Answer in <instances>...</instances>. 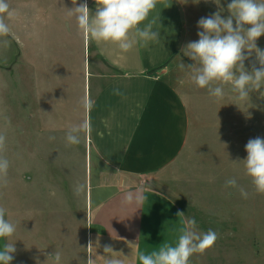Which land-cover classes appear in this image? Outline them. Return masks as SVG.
I'll return each instance as SVG.
<instances>
[{"label":"crops","instance_id":"1","mask_svg":"<svg viewBox=\"0 0 264 264\" xmlns=\"http://www.w3.org/2000/svg\"><path fill=\"white\" fill-rule=\"evenodd\" d=\"M92 3L94 13L96 0ZM73 6L72 0H23L20 10L12 4V16L6 18L13 32L9 44L16 42L20 49V64L14 56L7 78L12 84L20 81L22 142L28 154L42 160L39 184L51 188L48 198L39 189L36 197L15 198V187L28 193L33 179L21 172L12 184L7 219L9 212L20 211L21 221L6 238L17 249L11 264H55L50 256L55 252L61 253L60 264H86L89 254L103 264L105 246L123 264H139V253L174 245L187 218L160 175L182 152L189 133L186 107L165 77L166 62L182 39L181 11L175 0H158L139 27L155 20L159 40L138 42L124 52L116 43L80 32L68 15ZM85 98L92 102L89 109ZM82 122L89 130L81 133L79 144L69 145L67 130ZM79 147L89 159L88 179L82 198L69 203L55 171L69 174L71 168L57 163L56 156L68 149L78 154ZM126 180L134 184L126 186ZM128 193L145 199L126 204ZM63 211L74 237L62 236ZM90 242L99 247L89 248Z\"/></svg>","mask_w":264,"mask_h":264},{"label":"rangeland","instance_id":"2","mask_svg":"<svg viewBox=\"0 0 264 264\" xmlns=\"http://www.w3.org/2000/svg\"><path fill=\"white\" fill-rule=\"evenodd\" d=\"M22 1L9 0V3L11 8L14 4L20 10ZM175 1L182 15L183 34L176 53L165 65V77L183 100L189 118V133L182 152L160 175L187 218H195L201 232L213 229L219 234L214 246L202 254H193L189 264H264V194L256 192L242 161L247 157L245 145L248 140L264 138V95H261L264 87L250 92L248 98L240 99L232 91V85L226 84L224 97L216 99L209 95L206 88L196 86L188 71H180L178 64L181 60L193 62L183 54L182 49L188 42L199 39L197 33L202 29L197 27L198 20L210 16L221 6L224 8L222 17L228 16L227 4L231 0H220V5L215 0ZM82 2L84 0H77L78 5ZM87 4L91 9L92 0H87ZM4 39L9 41L11 37H2L0 41ZM256 43L264 50V34ZM14 56H19L20 64V49L16 42L12 45L10 41L7 47L0 43V133L7 136L5 154L11 162L9 184L0 187V207L4 208H7L8 198L13 195L12 184L21 172L33 179V185L27 189L28 193L24 189V194L22 188L16 186L15 198H26V195L36 197L37 189L42 198H48L51 189L39 184L43 179V172H37L42 161L40 156L28 154L27 145L22 142L19 129L23 108L20 81L12 84L7 78V67ZM252 63L259 67L254 53L250 60L245 61L249 71ZM8 76L11 77L10 74ZM79 150L80 153L74 154L68 149L56 156L57 163L71 168L69 174L55 171L61 178L63 198L69 203H73L76 196L82 198V187L88 179L89 159L85 156L84 147H79ZM47 157L49 162L50 156ZM44 175L48 181V172ZM229 178H235L238 185L249 193L247 199L240 195L237 188L225 187ZM125 184L134 183L126 180ZM64 214L65 211L61 223L62 236L74 237L76 233L70 216ZM8 219L18 223L21 212H9ZM5 243L6 238H0V248Z\"/></svg>","mask_w":264,"mask_h":264},{"label":"clouds","instance_id":"3","mask_svg":"<svg viewBox=\"0 0 264 264\" xmlns=\"http://www.w3.org/2000/svg\"><path fill=\"white\" fill-rule=\"evenodd\" d=\"M73 7L68 15L74 17L80 32L86 37L96 40L116 43L119 48L127 52L138 42L158 41L159 31H154L155 20L150 21L143 28L139 27L149 13L156 7L158 0H96V10L93 13L87 0L77 5L72 0ZM220 5V0H215ZM224 8L208 17H201L197 22L199 39L188 42L182 49L183 54L193 61L178 64L180 71H188L191 81L199 88H206L211 97L222 99L225 95L224 85L231 84L232 91L240 99L249 97L250 92L264 87V50L257 46V39L264 34V0H231L227 4L230 13L222 17ZM12 16L9 0H0V38L13 36L12 28L6 22V17ZM235 22V23H234ZM250 25V27H246ZM14 38V37H13ZM5 47L9 41H0ZM255 54L259 67L252 63L249 71L245 61ZM120 94L119 90H115ZM264 95V93H261ZM86 109L91 108L92 102L85 98ZM89 130L88 122L71 126L66 133V142L69 145L80 143L82 132ZM50 136L49 140H54ZM247 157L243 159L246 174L251 177V183L257 193L264 194V138L249 139L245 145ZM7 136L0 133V187L9 184V169L11 162L7 155ZM225 187L237 188L240 195L247 199L249 193L240 187L235 178L225 181ZM145 197L137 194L135 197L128 193L124 203H141ZM7 209L0 207V238L14 235L17 225L6 218ZM178 216H183L179 212ZM177 242L165 243L150 253H139V264H189L190 257L195 253H203L214 246L219 234L213 230L201 232L195 218H186L178 230ZM96 247H99L97 244ZM96 247L89 243V248ZM17 249L15 243H5L0 248V264H11ZM103 264H123V260L114 253L111 246L104 247ZM55 264H60L61 253L50 254ZM89 254L86 264H96V257Z\"/></svg>","mask_w":264,"mask_h":264},{"label":"trees","instance_id":"4","mask_svg":"<svg viewBox=\"0 0 264 264\" xmlns=\"http://www.w3.org/2000/svg\"><path fill=\"white\" fill-rule=\"evenodd\" d=\"M173 55H174V54H173ZM173 55L167 60L166 63H168V62L172 59Z\"/></svg>","mask_w":264,"mask_h":264}]
</instances>
